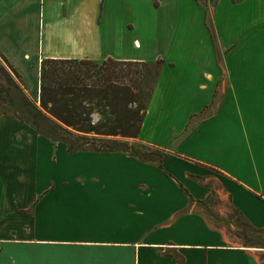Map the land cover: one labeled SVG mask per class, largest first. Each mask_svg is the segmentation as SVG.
Segmentation results:
<instances>
[{"label": "crops", "instance_id": "0c3cea01", "mask_svg": "<svg viewBox=\"0 0 264 264\" xmlns=\"http://www.w3.org/2000/svg\"><path fill=\"white\" fill-rule=\"evenodd\" d=\"M108 1L0 0V50L24 80L45 59L164 60L131 144L173 156L162 169L125 152L72 154L1 117L15 138L0 126V264H264V248L229 243L206 210L227 199L264 230V0H217L212 14L202 0H141L135 19L104 23ZM166 27L172 39L150 57L148 36ZM44 145L56 150L45 183Z\"/></svg>", "mask_w": 264, "mask_h": 264}, {"label": "trees", "instance_id": "16d2710c", "mask_svg": "<svg viewBox=\"0 0 264 264\" xmlns=\"http://www.w3.org/2000/svg\"><path fill=\"white\" fill-rule=\"evenodd\" d=\"M216 2L212 0L213 4ZM207 24L217 46L209 16ZM164 63L162 59H45L34 94L0 50V118L18 119L49 139L54 147L65 144L72 154L125 152L142 163H156L163 169V163L173 156L169 149L133 145L125 139L140 137ZM21 212L34 215L35 206ZM244 224L252 233L264 231L245 220ZM245 234L241 236L246 245H255L246 240Z\"/></svg>", "mask_w": 264, "mask_h": 264}, {"label": "rangeland", "instance_id": "374dc122", "mask_svg": "<svg viewBox=\"0 0 264 264\" xmlns=\"http://www.w3.org/2000/svg\"><path fill=\"white\" fill-rule=\"evenodd\" d=\"M183 3L184 9L189 8V0H181ZM202 4L205 6V8L209 11V14H212V2L211 0H202ZM145 10V5L141 0H113L112 3L108 1L106 5V13L104 17V23L108 22V19H110V13L112 17H123L124 19L130 20L135 19V17L138 15L140 11ZM165 24L167 26L170 25L169 16L165 19ZM173 37V34H170L169 28L166 27L165 34H162L159 37H151L148 36L147 38V47L149 48L150 54L149 56L152 57L155 52L158 50H163L164 45H168L169 40H171ZM26 72V78L25 82L27 84V87L31 93H37L38 91V80L35 71L28 70ZM220 101V100H219ZM7 124L2 123L0 124L1 127H3V131L6 132V135L3 139V141H11V139L15 138L13 133H10V129ZM125 141L132 143L133 139H125ZM134 145V144H133ZM136 145V144H135ZM56 151V150H55ZM54 148L49 147L48 145L41 146L38 152L39 156V166H41L40 176L39 179L41 182L45 183L46 180L49 179V174H52L53 172H56L55 168L52 167L54 164L53 158L55 157ZM57 155V154H56ZM59 159L64 160L65 164H71L72 158H69L66 155L59 154ZM43 172V173H42ZM206 210L211 219L215 222V225L219 228L225 227V232L228 236L227 240L231 244H243L244 246L246 243L243 241V236L241 234H244V237H246V240L250 241V243H254L255 245L250 247H256V248H264V231L261 233H252L250 232L244 224V220L242 217L231 208L229 201L227 199H221L218 197H211L207 203H206ZM247 241V242H248Z\"/></svg>", "mask_w": 264, "mask_h": 264}]
</instances>
